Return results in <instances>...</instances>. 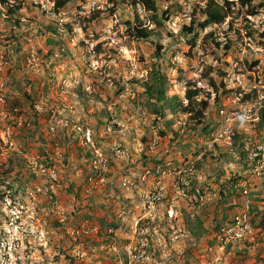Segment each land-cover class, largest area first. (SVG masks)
<instances>
[{"label":"rangeland","instance_id":"374dc122","mask_svg":"<svg viewBox=\"0 0 264 264\" xmlns=\"http://www.w3.org/2000/svg\"><path fill=\"white\" fill-rule=\"evenodd\" d=\"M6 1L7 5H0V31L13 25L3 13L24 17L33 27L37 48L33 98L43 103L45 112L31 123L34 111L20 105L21 97L20 104L9 100L10 106L22 109L29 125L14 131L15 148L22 149V156L0 145V179L6 172L10 177L0 185L6 191L0 197V264H127L128 247L144 256L135 264H228V258L231 264H264V229L242 255L233 251L224 255L216 243L208 244L219 216L216 209L229 212L228 204L219 203L218 192L235 175L243 177L241 187L264 213V133L255 128L264 100V40L259 36L264 31V9L255 16L245 15L243 9L240 16L227 18L232 24L222 40L217 37L218 27L202 31L196 26L198 38L191 48L182 28L199 16L203 21L197 6L203 8L204 0H155L158 14L173 13L160 26L151 20V12L133 7L128 0H67L59 11L52 0ZM127 22L146 25L151 36L133 39ZM60 25L63 33L58 32ZM210 31L221 45L230 41L233 51L226 57L222 49L214 51L202 39ZM254 61L259 66L250 67ZM152 66L166 77V99L177 97L167 105H186L190 79L197 75L207 83L203 74L210 67L209 75L217 83L221 78L215 76L216 69L226 72L225 89L230 92L214 93L209 86L200 92L196 98L200 124L194 114L180 108L172 112L167 106L163 118L157 119L145 106L142 87ZM23 73L14 74L10 91L23 92ZM69 80L79 85L71 87L72 95L65 100L58 85ZM253 91L257 97L241 100ZM68 105L74 108L64 109ZM52 112L56 119L85 124L105 155L110 156L109 144L119 147L121 156L109 159L106 182L91 177V154L85 158L88 150L80 145V137L66 138L69 135L61 129L54 136L48 133ZM225 114L229 120L222 117ZM111 121L114 132L107 134L105 125ZM205 127L212 129L209 134ZM225 129L242 132L243 148L233 144ZM154 136L159 144L150 152ZM190 164L195 165V177L181 174L183 181L178 180L177 170ZM152 165H163L164 177L143 182L142 171ZM12 184L10 196L7 190ZM158 184L164 190L148 211L144 196ZM195 189L207 198L205 207L196 203ZM15 190L19 192L13 194ZM169 209L174 220L168 218ZM198 220L208 232L199 239Z\"/></svg>","mask_w":264,"mask_h":264},{"label":"built area","instance_id":"2783aa9c","mask_svg":"<svg viewBox=\"0 0 264 264\" xmlns=\"http://www.w3.org/2000/svg\"><path fill=\"white\" fill-rule=\"evenodd\" d=\"M8 1H0V5H7ZM12 1H10L11 3ZM53 2V1H52ZM9 3V4H10ZM54 4V2H53ZM9 8L14 9V3L8 5ZM139 8H142L140 5ZM143 9V8H142ZM15 10V9H14ZM144 10V9H143ZM11 13V9H9ZM3 19L10 20L13 25L10 28L0 31V145L5 150H14L17 154L23 155L22 149H16L14 144V131L17 129H23L25 125H29V122L25 120V115L23 111L18 106H10L9 100L6 99L9 96L10 83L14 74L21 70L25 71L26 75L23 78L25 82V88L23 92L30 93L32 90V85L27 83L25 79L33 81V64H36L37 61V48L33 44V27L27 25V21L24 17H8L6 14H2ZM218 27L219 33L217 34L218 40L221 39V35L224 31L228 29V19L223 23L214 25ZM143 27H147L143 25ZM148 29V27H147ZM58 32L63 33V27L60 25L58 27ZM23 73V74H25ZM21 74V77L23 76ZM226 78V77H225ZM223 79L224 84L227 83L226 79ZM191 84L189 87L193 90L197 89L200 92L208 90L207 83L201 80V77L194 75V79H190ZM79 82L68 81L62 82L58 85L59 95L64 97L65 100L70 97L71 87L78 86ZM33 96V95H32ZM77 97V96H76ZM75 105L79 104L78 99L74 102ZM31 111L40 114L43 110V103L41 101H33L28 106ZM73 105L64 106V109L72 110ZM220 114H223V111H220ZM142 119H144V113H142ZM229 120V115L226 117ZM112 121L105 125V130L107 134L113 133V127L111 126ZM144 125V121H142ZM61 129L65 131L69 136L80 137V145L90 152V168H91V177L98 179L99 183H104L107 180L108 175L110 174V165L109 159H118L121 156V151L115 143L109 144L108 153L110 156L105 155L100 149L97 148L96 143L93 139L91 130L83 123H80L79 120L75 121L72 119H56L54 113L52 112L50 116V123L48 126V133L54 136L57 131ZM137 135H140L138 128L134 129ZM224 134L230 136L231 132L228 129H225ZM78 139V138H77ZM159 144V139L157 137H152L150 140L148 149L150 152L154 151ZM163 165H152L151 167H145L142 171V180L146 181L150 177H164L165 172L163 170ZM176 178L180 181H183L181 174H185L186 177L192 178L196 175V169L194 164L186 166L183 170L178 169ZM188 183V182H187ZM125 185V183L123 184ZM163 187L159 184L154 191L148 193L144 196V207L148 211H151L155 208L156 204L159 202L162 195ZM195 201L201 207H205L207 204V198L202 195L198 189L194 191ZM230 205L235 208V212L232 217V222L228 225H221L218 228L216 234V246L221 250L230 244H239V243H250L253 240V237H256L258 229L252 228L251 222V208L253 203L251 197L246 191H243L239 196H233L230 201ZM168 218L174 220V212L172 209H169L167 212ZM84 233V231H81ZM128 261L127 264H135L140 260L144 259L143 254H135L130 247H128Z\"/></svg>","mask_w":264,"mask_h":264},{"label":"trees","instance_id":"16d2710c","mask_svg":"<svg viewBox=\"0 0 264 264\" xmlns=\"http://www.w3.org/2000/svg\"><path fill=\"white\" fill-rule=\"evenodd\" d=\"M52 1L54 2V8L57 11L63 8L67 3V0H52ZM110 1L115 2V0H110ZM204 1L205 3H204L203 8L197 6L199 10V14H201V17H204L203 21L200 22V20L198 19L200 18L199 16L198 18H194L193 20H191L188 27L184 26L182 28L183 34L185 36L189 35L190 37V39L189 38L187 39L188 40L187 42L191 46V48L195 46V42H196L195 40L198 38L197 33L195 32L196 26H198L200 30L203 31L205 28H208L211 25H218L220 23H223L227 18L233 19L234 17L236 18L240 16L243 9L245 10L244 14L247 16H255L256 14H258L260 9H264V0H204ZM128 2L133 7L140 5L145 11L151 12L152 13L151 20L153 21V23H155L158 26L161 25L162 21H166L168 17H170V15L173 14V13H170V10L169 11L167 10V11L162 12L161 14H158L155 0H128ZM195 9L196 7L194 8V14L196 15L197 10ZM127 24L130 25V23L128 22ZM231 24H232L231 21H229L228 28L231 26ZM129 30H130V33L133 39H145L146 40L152 34L151 29H147V27H143V25H140V24L130 25ZM246 34L247 36L252 35V33L249 30L246 31ZM259 36H260V40H264V31H262V33H260ZM202 39L208 45H212L211 47L214 46L213 47L214 51L222 49L224 51L223 53L224 57H226L229 52L233 51L232 45H230V41L228 40L223 45H221L220 43L216 41L215 33L213 31L206 33ZM257 66H259V62L254 61L252 62L250 67H257ZM261 69L263 72L264 65L261 66ZM206 70L207 71L203 74V76L207 80L206 81L207 85L214 91V93H218L219 90H221L223 94H227L228 92H230L225 89L226 86L224 82L222 81L224 77L226 76V72L223 69L217 68L215 71L216 72L215 76H219L221 78V81L219 83H217L215 77H212L209 75L210 72L213 71L212 68L210 67ZM25 80L27 83H30V85H32L31 94L26 93V92L18 93L21 96V98L19 99H22L21 104H20V101H18V99L14 96H10L11 97L10 99L8 97L6 99L7 101L12 100L14 104L28 105V106L30 105L32 101L33 103L35 102L32 96L33 95V81L29 79H25ZM166 85H167L166 77L164 76V74L160 72L159 67L152 66L151 70L147 74L146 80L142 82V87L144 89V95L146 97L145 106L150 110V113L153 116H155L157 119H160V118H163L164 116V110L166 106L167 108H170L172 112H175L177 110L176 108H180L182 113L189 114V115L194 114L193 116H196L198 118V120L196 121L197 124H200L201 121L199 120V118H202V114L200 110L198 109V103L196 101L197 96L200 94V90H197V89L193 90L190 87H187L185 90V95H184V101H186V105H183L182 102H179L178 104L171 106L170 104L169 105L165 104V102L170 103L172 100H177V97H172L169 100L166 99ZM252 97H257L256 92L253 91L251 93L243 94V96L241 97V100L243 102H246V101L251 100ZM33 115L35 117L31 115V120H30L31 123H33V118L36 120V118L38 117V114L35 112ZM222 117L226 119V114L223 115ZM255 128L259 129L260 131L264 133V100L261 101V104L258 107L257 121L255 122ZM192 129H195V126H192ZM203 130L209 134L212 129H209V128L207 129V127H205ZM65 137L70 138V136H65ZM243 138L244 136L242 132L239 133V131H233L230 134V139L233 141V144H235V146L237 147L243 148L244 146V142L242 141ZM86 156L87 157L85 158L90 157V153L88 151L86 152ZM17 160L20 161L19 159ZM87 160L84 159V161H87ZM155 163L159 164L162 162H155ZM9 178H10L9 173L6 172L3 175V178L0 179V185L4 182V179H9ZM242 182H244L243 177L235 175L234 177L228 180V183L221 185V188L218 192L219 203H226L225 205L228 204L229 212L228 214L224 213L223 211L219 213L218 208L216 209V215L217 216L219 215V216L215 219V224H214V229H213L214 230L213 240L208 241V244L210 245V247L215 245L216 243V234H217L219 226L228 225L232 222V217L235 212V208L229 204L233 196H239L243 191H245L246 187H241ZM14 185L15 184H12V185H9L8 187L7 191H10L8 193L10 196H11L12 186ZM246 186L249 187L250 185H246ZM17 192L19 191L18 190L12 191L13 194H17ZM5 195H6V191L0 190V197H3ZM251 213H252V217H251L250 224L252 228L258 229L259 232H261L262 229H264V213L259 212L258 208L255 206L251 208ZM113 226L114 225H111V227ZM196 226H198V231L200 232L199 234H197L198 239L201 236L204 237L207 235L208 233L206 231L207 228L204 227L203 222L201 220L197 221ZM261 234L264 235V233H261ZM255 242L260 244L262 240H257ZM233 245L236 247H233ZM249 245L250 243L248 242L239 243V244H230L224 248V255L225 254L229 255L231 254L232 251L235 253V255L245 254L247 249H244V247L248 248ZM259 248L261 249V247ZM228 260H229L228 264H231L232 259L228 258Z\"/></svg>","mask_w":264,"mask_h":264},{"label":"crops","instance_id":"0c3cea01","mask_svg":"<svg viewBox=\"0 0 264 264\" xmlns=\"http://www.w3.org/2000/svg\"><path fill=\"white\" fill-rule=\"evenodd\" d=\"M9 94L11 95V96H14V97H16L17 99L19 98V97H21L18 93H15V92H12V91H9ZM11 97H9V99H10Z\"/></svg>","mask_w":264,"mask_h":264}]
</instances>
